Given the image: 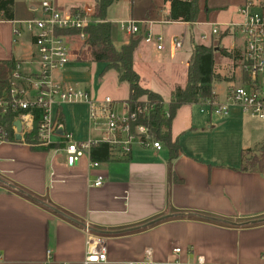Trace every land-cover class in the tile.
Instances as JSON below:
<instances>
[{
    "label": "crops",
    "instance_id": "0c3cea01",
    "mask_svg": "<svg viewBox=\"0 0 264 264\" xmlns=\"http://www.w3.org/2000/svg\"><path fill=\"white\" fill-rule=\"evenodd\" d=\"M53 1L64 12L94 10L98 5L96 0ZM157 2L121 0L110 8L108 20L113 27L126 19L154 22V31L164 36L167 47L173 38L186 35L184 47L174 54L169 48L158 51L143 39L135 53L136 68L158 67L174 78L175 72L181 76L180 68L184 67L182 77L186 82L192 55L190 33L201 45L200 29L169 21L170 4ZM37 3L15 0L14 20L0 17V62L27 61L33 56L31 36L16 38L13 30L18 22L41 15L42 0ZM199 6L197 23L226 24L240 19L238 10L233 16L222 15L206 2L204 6L199 2ZM169 26L182 29L173 34ZM202 28L210 32L208 27ZM120 33L124 41L114 44L118 49L132 38ZM226 40L223 38L220 45L230 50ZM217 48L215 57L219 54ZM164 55L177 59L166 69L162 64ZM228 88L215 91L219 100L225 99ZM129 93L130 89L126 97L107 96L127 100ZM75 107H84V116H74L72 109L69 113L68 108ZM194 108L200 116H195ZM62 109L65 128L79 140L89 138L87 107L65 105ZM243 116L233 109L227 118L211 117L201 113L199 105H185L172 123L173 141H178L181 148L174 160L166 146L161 151L137 147L129 158H110L96 169L90 168L87 158L70 169L64 156L54 150L33 151L24 140L0 141V264H86L85 227L107 238V262L93 264L144 262L148 251L155 264H176L178 260L191 264L198 256L208 264H264V173L244 169L248 164L245 158L250 159L248 153L264 138L254 143L249 136L236 152L234 147L222 145L224 158L216 162L208 159L203 145H199L201 136L217 128L216 120L234 124ZM258 131L264 134V127L258 126ZM190 139L197 143L192 145ZM98 176L103 178V185L91 187ZM175 248L182 252L174 255ZM48 250L52 258L47 262Z\"/></svg>",
    "mask_w": 264,
    "mask_h": 264
},
{
    "label": "built area",
    "instance_id": "2783aa9c",
    "mask_svg": "<svg viewBox=\"0 0 264 264\" xmlns=\"http://www.w3.org/2000/svg\"><path fill=\"white\" fill-rule=\"evenodd\" d=\"M238 14V21L226 24L184 23L200 29L198 40L203 46L214 42L215 47H221L222 36L231 38L230 50H226L232 54L229 58L241 66L242 85L229 87L224 100H219L215 92L212 100L199 104L200 112L211 117L227 118L233 109H238L244 116L264 123V0H248L239 8ZM103 22L98 17V5L94 10L64 12L57 9L53 0H42L41 15L18 22L13 30L16 38L31 36L34 54L30 60L14 61L15 69L7 86L0 90V118L9 113L16 114L13 130L16 135L19 134L15 122L20 121V134L24 140L34 131V111L39 110V145L52 147V151L62 154L70 169L84 158L90 160L91 169L99 168L101 163L92 159V150L100 145L109 147V159L120 160L129 158L137 147L155 151L164 149V144L151 127L143 122L150 119L159 105H164V111L168 114L165 104L148 98H141L137 102L129 98L117 100L111 96L96 98L59 77L71 62L73 46L86 42L85 29ZM117 26L124 35H143L145 44L155 46L158 51L169 48L172 54L181 50L187 40L186 35L173 38L167 47L164 36L154 31V22L151 21L126 19L118 21ZM202 27H208L210 32ZM65 105L87 107L91 135L86 140L77 139L61 122V111ZM103 183V178L98 176L91 182V187L98 188ZM85 228V263L107 262L106 236ZM181 252V248L173 250L174 255ZM46 257L47 262L52 258L51 250L47 251ZM150 259L151 252L148 251L146 261L133 264H155ZM176 264L181 263L178 260ZM191 264L208 263L203 256H198Z\"/></svg>",
    "mask_w": 264,
    "mask_h": 264
},
{
    "label": "trees",
    "instance_id": "16d2710c",
    "mask_svg": "<svg viewBox=\"0 0 264 264\" xmlns=\"http://www.w3.org/2000/svg\"><path fill=\"white\" fill-rule=\"evenodd\" d=\"M121 0H96L98 4V17L104 21L98 25H92L85 29L87 35L84 43L90 48V61L104 65L103 74L109 70H115L120 82L129 84V100L137 102L142 97H147L150 101H157L164 104L161 95L145 88L142 85L141 76L137 71L135 64V53L143 35L137 36L138 39L131 40L116 48L112 40L113 23L108 20V12L112 6ZM14 2L15 0H0V17L2 20H14ZM170 4V13L168 16L171 22L194 23L199 19L201 12L200 0H164ZM208 11V7H205ZM4 12L3 14H1ZM192 55L190 58L186 86H177L171 93L170 102L167 105L168 114L164 111V105H159L156 112L150 119L143 120L144 124L151 127L157 138L170 150L171 160H174L181 151L178 141H173L172 123L177 111L185 105H199L215 97V83L227 78L216 73L215 50L226 57H232V54L219 46H203L196 42L194 33L191 32ZM224 38L221 37L220 41ZM15 69L14 61L0 62V90L7 86L8 79ZM35 128L34 131L25 137L24 143L28 144L33 151H51L52 147H41L38 142V124L40 121V111L35 110ZM61 122L65 124V118L61 111ZM169 115V116H168ZM16 114L9 113L0 118V141L18 142L16 133L13 130ZM255 155L248 161L244 167L245 170H251L258 173H264V142L256 148ZM110 151L106 145H100L92 150V159L98 162L109 160Z\"/></svg>",
    "mask_w": 264,
    "mask_h": 264
},
{
    "label": "rangeland",
    "instance_id": "374dc122",
    "mask_svg": "<svg viewBox=\"0 0 264 264\" xmlns=\"http://www.w3.org/2000/svg\"><path fill=\"white\" fill-rule=\"evenodd\" d=\"M139 1L140 3H144L146 0ZM159 1L161 0H158L157 3H159ZM247 1L248 0H200V4L204 6L206 2L210 7L216 8L215 11L217 13L233 16L236 14L237 10H239V8ZM40 2L41 0H38L37 4ZM168 28L173 34H177L182 29L180 26H169ZM112 40L116 45H121V43L124 41V36H122V34L119 32L117 25L113 27ZM226 42L228 46H230L233 40L231 38H227ZM186 47V54L189 56L191 53L190 44H188ZM163 57L166 60H164L162 63L165 65L164 69H166V65H170L177 60L175 57L170 58V56L166 57L165 55ZM215 58L216 73L227 78V80L215 83V91H225L228 87L242 85L241 66L236 65L235 62H233V59L224 56L220 52ZM157 68L158 67H148L146 69H140L138 66L137 70L144 85L163 94L165 98H162L164 100V104L167 107V101H170L171 89L174 90L176 86H186L185 79L183 80L182 77V73L185 68H180L182 73L179 72V74H181V76H178V73L175 72L176 77L174 76V78L170 75H167V73L164 71H159ZM103 70V64L93 63L90 61V48L84 43L78 42L72 48L71 63L67 66L65 72L60 74V78L69 84L80 87L96 98L105 97L107 95L126 97L129 92V84L126 82H120L115 70H109L104 74ZM167 70L170 72L171 68L169 67ZM70 110L74 116H84V107L68 108L69 113ZM194 113L196 117L200 116L197 108H194ZM215 124L218 125L217 128L206 133L204 136H201L199 142V145H203L202 148L205 151V155L208 157V159L212 158L215 162L216 159L219 161L224 158L221 156L222 145L227 147L232 146L234 147V152H236V147L241 145V143L249 136L254 143H257L264 138V134H261L258 131V126L264 127V123L256 120L254 121L247 116L241 117L238 123L233 124L226 121L223 123V120H216ZM189 143L195 145L197 140L190 139ZM255 153L256 151H250L248 153L250 159H252ZM234 155L236 154L234 153ZM250 159L245 158V161H249Z\"/></svg>",
    "mask_w": 264,
    "mask_h": 264
},
{
    "label": "water",
    "instance_id": "95a60500",
    "mask_svg": "<svg viewBox=\"0 0 264 264\" xmlns=\"http://www.w3.org/2000/svg\"><path fill=\"white\" fill-rule=\"evenodd\" d=\"M15 127L17 128V130H18V132H19V134H17V136H16V139H17V141H22V136H21V134H20V132H21V123H20V121H17V122H15ZM0 183H3V181L0 179ZM9 187L10 188H12V189H14L15 187L14 186H12V185H9ZM159 221H161V219H159V220H156V221H154V222H151L150 224H148V225H153V224H155V223H157V222H159Z\"/></svg>",
    "mask_w": 264,
    "mask_h": 264
}]
</instances>
